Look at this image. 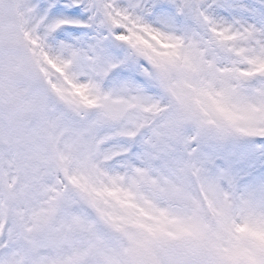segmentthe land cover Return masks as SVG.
Returning <instances> with one entry per match:
<instances>
[{
  "label": "snow or ice",
  "instance_id": "obj_1",
  "mask_svg": "<svg viewBox=\"0 0 264 264\" xmlns=\"http://www.w3.org/2000/svg\"><path fill=\"white\" fill-rule=\"evenodd\" d=\"M0 264H264V0H0Z\"/></svg>",
  "mask_w": 264,
  "mask_h": 264
}]
</instances>
